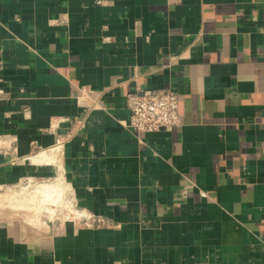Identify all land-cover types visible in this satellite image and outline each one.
<instances>
[{"label":"crops","instance_id":"0c3cea01","mask_svg":"<svg viewBox=\"0 0 264 264\" xmlns=\"http://www.w3.org/2000/svg\"><path fill=\"white\" fill-rule=\"evenodd\" d=\"M167 88L181 125L133 131ZM26 178L108 224L0 205V264H264V0H0V201Z\"/></svg>","mask_w":264,"mask_h":264},{"label":"built area","instance_id":"2783aa9c","mask_svg":"<svg viewBox=\"0 0 264 264\" xmlns=\"http://www.w3.org/2000/svg\"><path fill=\"white\" fill-rule=\"evenodd\" d=\"M130 110L128 126L135 132L167 130L171 131L181 125L179 115V94L167 89H146L131 92L127 97ZM72 210L83 219L86 226H102L108 224L106 218L97 216L76 205Z\"/></svg>","mask_w":264,"mask_h":264},{"label":"rangeland","instance_id":"374dc122","mask_svg":"<svg viewBox=\"0 0 264 264\" xmlns=\"http://www.w3.org/2000/svg\"><path fill=\"white\" fill-rule=\"evenodd\" d=\"M43 183H51V181H48L44 178H26L23 181L22 185H20L19 187L16 188V193L14 191H13V193H11L12 197L10 199H8L9 201H7V200L5 201V199H4V201H0L1 202L0 205H5V208H6L5 213L7 212L8 214L11 213V215H14V213H16L14 211H17V212L20 211V210L18 211L19 205L15 204L16 206H14V204H11L12 203L11 201L17 200L16 202L18 204L21 203V204H23L22 206H24V203H25V207L28 208V210L31 209L30 211L27 212V210L26 211L24 210L25 207L21 206V211H23V212L25 211L24 212L25 215L21 214V218H20V221L22 222V223L20 222L21 225L24 223L23 228H25L27 225H29V226H27L26 229H28L30 231L35 230L36 229L35 227L38 226L39 223H41L42 221L43 222H49V223L54 222V224H57L60 221V222H66V223H69L72 225L74 224L75 226H86V223H84L83 219L80 218L79 215H77V213L72 210V206H70L71 205L70 202H67V203H65V206H62V200L59 199L63 193V190H61L62 185L59 182H58V185L54 184L55 188L53 189L52 193H51V191H52L51 188H47V190H46V187L40 188V192L37 193L36 192L37 187ZM48 189H50V191ZM30 194H32V195L35 194L34 198L30 200L31 202L29 201V199L31 197ZM50 195H51V197H50ZM55 195H57V196H55ZM14 196H15V199H13ZM37 198H39V200H36ZM3 202H5L6 204ZM7 202H9V203H7ZM16 207H17V209H16ZM38 208H40L41 211H39ZM10 210H11V212H9ZM50 211L56 212V213H54L55 215L50 216L49 215ZM36 213H38V214H36ZM3 216H4V219L9 221V216H6V215H3ZM16 216H17V218L15 219V221L19 219L18 215H15L14 217H16ZM29 222H32L31 223L32 225L34 224L33 228H29V227H32V225L29 224ZM102 226H104V225H102Z\"/></svg>","mask_w":264,"mask_h":264},{"label":"bare ground","instance_id":"6f19581e","mask_svg":"<svg viewBox=\"0 0 264 264\" xmlns=\"http://www.w3.org/2000/svg\"><path fill=\"white\" fill-rule=\"evenodd\" d=\"M60 148H61V144H60V143H57L55 146H53V147L50 149L49 152L44 151V152H43L44 155L42 154V157H38V158H37V157H35V158L33 157V160H34L35 163L42 162V160H45V159H47L48 162H49L50 164L58 163V158L56 157V154H58L57 152L60 150ZM42 151H43V150H42ZM39 155H41V153H40ZM47 160H46L44 163H46ZM48 162H47V163H48ZM39 164H40V163H39ZM58 182H59V181H58ZM59 183H60V182H59ZM42 187H46V190H47V188H51V190H52L51 193L53 192V189L55 188L54 185H53V183H43V184H40V185L37 187L36 192L39 193V192H40V188H42ZM57 189H58V188H57ZM48 190L50 191V189H48ZM61 190H62V189H61ZM44 191H45V190H44ZM49 191H48V192H49ZM41 192H42V191H41ZM34 193H35V192H34ZM7 194H8V193L6 192V194H3V195L7 196ZM30 195H31L30 199L28 198L29 201H30L31 199L34 198L35 194H33V195L30 194ZM46 195H47V194H46ZM42 196H43V195H42ZM55 196H57V195H55ZM10 197H12V195L10 196V194H9V196L6 198V200L9 201L8 198L10 199ZM50 197H51V195H50ZM52 198H53V197H52ZM56 198H57V197H56ZM56 198H55V199H56ZM60 198H61V197H60ZM60 198H59V199H60ZM14 199H15V196H14ZM36 200H39V198H37ZM15 201H17V200H15ZM11 202H12V201H11ZM11 202H10V203H11ZM30 202H31V201H30ZM3 203H5V202H3ZM7 203H9V202H7ZM5 204H6V203H5ZM11 204H12V203H11ZM13 204H14V206L18 205V204L15 205L14 202H13ZM24 204H25V203H24ZM53 204H54V203H53ZM21 206H22V204H21ZM21 206H20V207H21ZM18 207H19V206H18ZM20 207L18 208V211L21 210ZM22 207H24V206H22ZM5 209H6V208H5ZM12 209H13V208H12ZM16 209H17V207H16ZM22 209H23V208H22ZM38 209H39V211H41L40 208H38ZM24 210H25V211L27 210V212H28V211H30L31 209L28 210V208L25 207ZM12 211H13V210H12ZM25 211H24V212H25ZM14 212H16V213H14V215H17V211H14ZM19 212H20V211H19ZM21 212H22V211H21ZM24 212L21 213V214H24ZM27 212H26V213H27ZM34 212H35V211H34ZM36 212H37V211H36ZM6 213H7V212H6ZM49 213H50L49 215L51 216V215H55L54 213H56V212H51V211H50ZM24 215H25V214H24ZM13 218L16 219L17 216H16V217H13ZM18 218H19V217H18ZM18 221H20V218L18 219ZM26 221H27V220H26ZM29 221H30V220H29ZM7 222H8V221H7ZM27 222H28V221H27ZM21 223H22V222H21ZM21 223H20V224H21ZM31 223H32V222H31ZM23 224H24V223H23ZM23 224H22V226H23ZM29 224H30V222H29ZM31 225H32V224H31ZM25 226H26V225H25ZM27 226H29V225H27ZM27 226H26L25 228H27ZM29 228H33V225H32V227H29ZM35 228H36V227H35ZM36 229H37V228H36Z\"/></svg>","mask_w":264,"mask_h":264}]
</instances>
